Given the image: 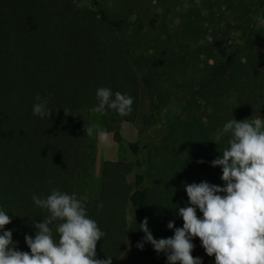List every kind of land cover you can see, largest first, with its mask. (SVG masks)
<instances>
[{
    "label": "trees",
    "instance_id": "obj_1",
    "mask_svg": "<svg viewBox=\"0 0 264 264\" xmlns=\"http://www.w3.org/2000/svg\"><path fill=\"white\" fill-rule=\"evenodd\" d=\"M250 1L112 0L126 9L115 18L99 0H77L79 7L72 0H0V208L12 218L5 230L18 250L30 251L24 236H34L33 224L49 215L32 196L72 194L91 174L94 142L84 114L105 87L133 99L127 116L101 114L131 160L103 162L98 196L87 197V214L105 233L96 258L166 264L151 244L137 248L139 224L147 218L155 239L171 237L168 222L183 225L176 207L187 203L185 183L223 186L221 169L210 166L228 147L229 134L218 130L233 118L264 120V25L251 26L224 59L193 54L216 36L225 14L247 17ZM259 8L264 17V0ZM174 93L185 97L180 113L149 138ZM37 96L48 101L49 118L33 115ZM122 122L135 127L136 141H123ZM192 242L194 256L197 238ZM201 258L214 264L204 251Z\"/></svg>",
    "mask_w": 264,
    "mask_h": 264
},
{
    "label": "clouds",
    "instance_id": "obj_2",
    "mask_svg": "<svg viewBox=\"0 0 264 264\" xmlns=\"http://www.w3.org/2000/svg\"><path fill=\"white\" fill-rule=\"evenodd\" d=\"M72 2L77 4V0ZM257 19L264 25V17ZM96 98L94 112L113 110L123 117L132 111L133 99L127 94L101 87ZM35 101L33 115L49 118L48 101L39 96ZM218 132L229 134L228 147L219 151L221 155L210 166L221 169L223 186L207 181L185 183L187 203L176 207L183 225L174 227L175 222L169 221L167 228L173 231L169 238L155 239L147 218L139 224L144 236L137 248L151 244L158 255H165L166 264H203L201 257L191 255L194 238H199L207 256L214 257V264H264V120L233 118ZM85 134L92 135V128ZM97 139L110 145L106 131L98 132ZM32 201L49 215L33 224L34 236H24L27 252L18 250L12 230H5L12 218L0 208V264H112L111 257L96 258L97 242L105 233L87 214V196L53 189L46 198L34 194Z\"/></svg>",
    "mask_w": 264,
    "mask_h": 264
},
{
    "label": "rangeland",
    "instance_id": "obj_3",
    "mask_svg": "<svg viewBox=\"0 0 264 264\" xmlns=\"http://www.w3.org/2000/svg\"><path fill=\"white\" fill-rule=\"evenodd\" d=\"M104 7L108 10L111 16L115 18H121L126 14V9L117 7L114 5L112 0H99ZM175 5H177L178 1L183 0H174ZM245 2H249L250 0H244ZM222 2V1H221ZM252 5L250 6V13L247 17L243 16L240 13L235 14H225L222 18L221 22L219 23L218 27H216V36L211 39L208 45L203 48L195 49L193 54L200 58H203L204 53L206 51L212 52L213 56H219L220 58H226V56L233 51L236 47H238L241 42L243 36L246 34L248 29L251 26L258 27L260 23L258 22V17H260V2L261 0H252ZM224 4V2L222 3ZM158 12V10H157ZM177 24L176 20H173L170 23V29H174ZM150 77H154V73L151 72L148 74ZM185 97L181 94L174 93L171 99L167 102L165 106H163L159 112L156 114V123L155 126L149 131L148 136L149 138H154L156 135L164 129V127L170 123L179 113L181 107L184 103ZM86 117L85 121L88 122L87 128H92V135H88V140L94 142V165L91 171V174L87 176V178L83 179L82 181L76 183L75 187L73 188L74 193L77 195H84L87 197L96 198L99 193L100 188V169L101 164L107 158L113 159L115 162L117 160H123L125 162H129L131 160L130 154L126 148L124 143L117 144L113 140V133L107 132L111 134L113 140V147L111 145H100L98 144L97 133L100 131H105L104 125L105 120L102 118V115L97 112H89L84 114ZM127 123V122H122ZM121 123V124H122ZM120 124V125H121ZM131 125L132 130L137 131L135 127ZM120 125H119V134L123 138V141L127 142H134L138 139V135L133 137L128 135H121L120 133ZM203 248L200 246L199 238H197V248L194 253L193 257H201L203 253ZM118 264H124L123 259Z\"/></svg>",
    "mask_w": 264,
    "mask_h": 264
},
{
    "label": "crops",
    "instance_id": "obj_4",
    "mask_svg": "<svg viewBox=\"0 0 264 264\" xmlns=\"http://www.w3.org/2000/svg\"><path fill=\"white\" fill-rule=\"evenodd\" d=\"M120 133L123 136L124 135H128V136H132L133 135V137H134V135L137 136L135 131L132 130L131 125L129 123H122L120 125ZM108 136H109L110 145L113 147L112 136H111V134H108ZM98 144L100 145V142H98ZM101 144L104 145L103 143H101ZM106 160L113 161V159H110V158H107Z\"/></svg>",
    "mask_w": 264,
    "mask_h": 264
}]
</instances>
